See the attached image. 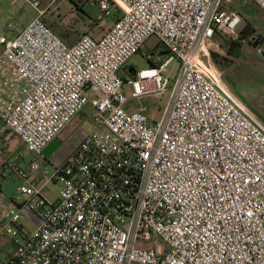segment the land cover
<instances>
[{
    "label": "built area",
    "instance_id": "built-area-1",
    "mask_svg": "<svg viewBox=\"0 0 264 264\" xmlns=\"http://www.w3.org/2000/svg\"><path fill=\"white\" fill-rule=\"evenodd\" d=\"M25 1L37 15L0 32V135L37 156L24 169L0 148L1 171L20 179L0 216V264H264V123L212 59L216 34L240 36L231 0H74L121 15L72 43L44 19V0ZM152 36L169 54L144 53L148 66L125 80ZM168 90L158 119L130 105ZM88 106L97 128L61 161L46 158Z\"/></svg>",
    "mask_w": 264,
    "mask_h": 264
},
{
    "label": "rangeland",
    "instance_id": "rangeland-1",
    "mask_svg": "<svg viewBox=\"0 0 264 264\" xmlns=\"http://www.w3.org/2000/svg\"><path fill=\"white\" fill-rule=\"evenodd\" d=\"M49 0L42 2L44 8ZM17 12L13 14L12 19L16 24L29 23L37 14V11L30 6L25 0H17ZM226 7L236 9L242 15V23L239 26V32L249 26L250 33L248 36L240 39L242 43V55L234 57V68L231 67L232 76L228 78L234 87L235 93L244 95L247 101H243L246 106L264 123V10L253 0H231ZM115 6L112 13L107 15L100 8L99 4L84 3L77 4L74 0H60L50 6L45 15V20L51 27L61 35L67 42L76 41L82 34L89 33L95 37L104 35L120 17V12ZM97 23V24H96ZM93 24V25H92ZM159 39L156 36L150 37L142 52L136 53L130 60V63L140 68L148 66L147 58L144 53L154 52L159 58L162 55V45L159 44ZM213 45L212 52L226 54L223 48L217 41ZM257 44V45H256ZM135 68V67H134ZM178 68V62H173L166 72L171 79L175 78ZM223 73V72H222ZM225 75L223 73V81ZM226 83V82H225ZM130 92V87H127ZM239 91V92H238ZM170 91L165 94L146 95L131 100V105L135 108L136 105L150 106L147 115L153 120L160 118L162 114L161 108L167 103ZM238 95V94H237ZM250 103L256 110L248 106ZM162 106V107H161ZM253 112V113H254ZM94 111L90 106L86 107L85 112L78 115L73 122L60 135V146L58 150L50 155L52 161H61V159L78 143L83 137L93 132L98 124L94 120ZM263 118V119H262ZM0 121L1 117H0ZM10 132L7 131L6 134ZM11 133V139L15 138V146L17 147L13 160L22 168L30 169L31 160L37 156V153L26 149L22 144L19 136L14 132ZM2 148V147H0ZM6 156H11L7 149H4ZM38 159L43 165L51 164ZM18 162H17V161ZM3 166V158L0 156V168ZM4 175V176H3ZM20 182L19 177L12 171H6L0 174V184L3 187L0 190V216L4 215L11 207L12 198L17 197L16 185ZM59 185L51 183L44 188L46 196L54 199L59 192ZM7 239H2L1 242H7ZM158 243L164 245V242L158 238Z\"/></svg>",
    "mask_w": 264,
    "mask_h": 264
},
{
    "label": "trees",
    "instance_id": "trees-1",
    "mask_svg": "<svg viewBox=\"0 0 264 264\" xmlns=\"http://www.w3.org/2000/svg\"><path fill=\"white\" fill-rule=\"evenodd\" d=\"M117 11H119L121 13L120 9H118ZM249 33H250L249 26H247L242 31H240V36L236 40H234V39L230 38L229 36L224 35L222 33H218L215 36V41H217L223 48H225L226 54H220L218 52H214L213 51L212 52V59H213L214 63L216 64V66L224 73V75H225L224 80H225L227 86L230 88V90L233 91L234 93H235L234 87H233V85L231 84V82H230V80L228 78L231 77L232 79L235 80L234 76H232L231 67L234 68V63H235L234 57H239V56L242 55V51H241L242 43L239 40L244 38V37H246V36H248ZM159 44L162 45V48H163V51H162L163 57H161V58H165L169 54V51L162 43H159ZM140 52H142V50H140ZM155 57H156V55H155ZM149 63L150 64H159V62L156 61V59L150 60ZM134 67H135V65H133L132 63H128L124 67V72L123 73H124L125 80L128 79V77H132V76L135 75L136 69ZM237 94L236 95L239 98H241L243 101H247L243 94H241L240 92L237 93ZM131 106H129V108H132ZM164 106L163 107L161 106L162 107L161 110L164 108ZM248 106L251 109L256 110L250 103H248ZM135 108L143 111L146 114L150 110V106H142L141 104L136 105ZM262 117H264V116H262Z\"/></svg>",
    "mask_w": 264,
    "mask_h": 264
},
{
    "label": "crops",
    "instance_id": "crops-1",
    "mask_svg": "<svg viewBox=\"0 0 264 264\" xmlns=\"http://www.w3.org/2000/svg\"><path fill=\"white\" fill-rule=\"evenodd\" d=\"M16 1L17 0H10V1L0 0V32L6 31V33H8V34H13L17 30H19L20 28L24 27L27 24V23L16 24L12 19L13 14H15L17 12V9H18ZM49 3H50V0L47 2V4L44 7L46 9V12L44 14V19H45V15L47 14V10L50 8V6H48ZM9 22L10 23L12 22L15 26L12 30H10V28L7 27V24ZM1 53H2V46L0 45V55H1ZM10 132H12V131H10ZM10 132H8L7 134L4 133V134L0 135V147L7 149L9 151V153L11 154V156L15 157V155H16L15 151H16L17 147L15 146V143H14L15 138L11 139V133ZM43 154L46 158L47 157L50 158V155L52 153L46 154V152L43 151ZM2 173H4V172H2L1 168H0V174H2ZM1 188L3 189V187L0 184V190H1Z\"/></svg>",
    "mask_w": 264,
    "mask_h": 264
},
{
    "label": "water",
    "instance_id": "water-1",
    "mask_svg": "<svg viewBox=\"0 0 264 264\" xmlns=\"http://www.w3.org/2000/svg\"><path fill=\"white\" fill-rule=\"evenodd\" d=\"M257 45V44H256ZM264 54V52H262ZM58 145V141L57 140H52L44 149V152H46V154H51L53 152V150L56 148V146Z\"/></svg>",
    "mask_w": 264,
    "mask_h": 264
},
{
    "label": "flooded vegetation",
    "instance_id": "flooded-vegetation-1",
    "mask_svg": "<svg viewBox=\"0 0 264 264\" xmlns=\"http://www.w3.org/2000/svg\"><path fill=\"white\" fill-rule=\"evenodd\" d=\"M53 140H57V141H58V145H57L56 148L53 150L52 154L55 153V152L58 150L59 146H60V136L54 138Z\"/></svg>",
    "mask_w": 264,
    "mask_h": 264
}]
</instances>
